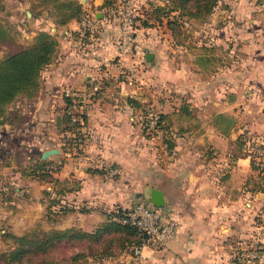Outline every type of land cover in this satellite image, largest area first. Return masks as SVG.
Instances as JSON below:
<instances>
[{
    "label": "crops",
    "instance_id": "0c3cea01",
    "mask_svg": "<svg viewBox=\"0 0 264 264\" xmlns=\"http://www.w3.org/2000/svg\"><path fill=\"white\" fill-rule=\"evenodd\" d=\"M77 1L85 13L61 22L52 2L0 0V58L33 44L42 31L57 39L32 96L38 101L37 126L53 116L57 121L60 112L53 111L65 109L66 85L84 88L94 78L103 80L99 96L89 103L81 141L35 154L41 158L45 149L60 148L51 161L62 163L55 174L67 191L58 199L63 196L69 209L53 206L54 226L93 231L114 207L130 208L147 199V186L158 187L166 199L163 212L176 222L175 236L160 246L147 245L141 256L125 250L91 264H237L240 248L264 239V172L239 144L254 135L264 140V0H220L207 21L186 23L189 38L179 42L166 18L137 24L131 53L118 48L121 30L107 14L106 0ZM152 2L164 3L139 0L142 17ZM85 16L95 22L86 31ZM111 62L137 64L136 83L119 76ZM17 99L7 112L15 109L21 119ZM147 102L159 108L167 130L153 135L144 128ZM11 120L0 119L2 149ZM9 157V151H0L6 187L15 185L20 192L29 187L42 203L48 185L24 175L26 164Z\"/></svg>",
    "mask_w": 264,
    "mask_h": 264
},
{
    "label": "trees",
    "instance_id": "16d2710c",
    "mask_svg": "<svg viewBox=\"0 0 264 264\" xmlns=\"http://www.w3.org/2000/svg\"><path fill=\"white\" fill-rule=\"evenodd\" d=\"M52 2L56 7L58 20L67 22L72 18H79L85 10L77 0H43ZM118 0H106L104 6L112 7ZM164 3H151L146 9V17H140L138 24L149 26L154 24L151 20L162 21L167 19L169 30L176 41H181L189 34L186 31V23L189 20L207 21L218 6L220 0H163ZM57 51V39L51 33L42 31L38 39L28 46L7 54L0 59V119L7 116L8 105L15 101L19 95H32L40 86L41 74L45 66L51 62ZM65 97V96H64ZM66 105L69 98L65 97ZM87 120V115H85ZM68 121L69 118L67 117ZM165 117L160 112L158 126L167 130L164 125ZM86 125V124H85ZM77 123L69 122L65 129L73 134L66 135L65 146L75 145L74 139L79 142L84 130L80 131ZM144 128L147 129V121L144 120ZM150 134H155L148 131ZM246 138V137H245ZM240 138L239 144L245 142ZM169 147L173 146L172 141ZM79 146V143L76 146ZM35 162L22 169L26 176L36 178L44 183L51 182V189L44 190V195L51 202L50 206L62 204L61 210L66 212L67 207L63 202V196L59 194L67 191L66 186L56 176L60 162L44 160L40 157H31ZM255 167L256 164L253 162ZM129 207L116 206L111 210L109 219L93 231L85 230L81 226H69L65 228L52 227L50 229L32 228L23 234L5 232L2 234L7 247H0V264H91V261L102 260L105 257L118 256L122 251L134 254L135 246L143 239L141 229L125 221L128 218ZM120 234L118 244L113 247V239L110 236Z\"/></svg>",
    "mask_w": 264,
    "mask_h": 264
},
{
    "label": "built area",
    "instance_id": "2783aa9c",
    "mask_svg": "<svg viewBox=\"0 0 264 264\" xmlns=\"http://www.w3.org/2000/svg\"><path fill=\"white\" fill-rule=\"evenodd\" d=\"M142 7L139 0H121L116 5L108 7L107 14L118 20L121 34L118 40V48L122 53H131L135 47V30L142 17ZM95 25L94 19L88 16L84 18V28L86 31L89 27ZM118 66V74L128 83H136L138 80L137 64H117L110 63V67ZM103 80L94 78L84 88H76L72 85H66L63 89L65 97L69 98V103L65 108V115L69 122L80 125L78 130L83 131L89 103L97 98L102 90ZM160 113L155 109L152 103L147 102L146 114L144 120L147 121L148 131L159 133L158 126ZM244 151L251 158L257 168L264 172V140L258 136H248L245 138ZM138 226L144 237L141 242L135 246L134 254L143 255V249L147 245H162L167 240L173 238L177 232L176 222L173 218L166 217L162 207L148 203L146 200L138 201L134 206L129 208L128 218ZM264 228V224H263ZM237 264H264V239L260 238L255 244L240 248L236 252Z\"/></svg>",
    "mask_w": 264,
    "mask_h": 264
},
{
    "label": "rangeland",
    "instance_id": "374dc122",
    "mask_svg": "<svg viewBox=\"0 0 264 264\" xmlns=\"http://www.w3.org/2000/svg\"><path fill=\"white\" fill-rule=\"evenodd\" d=\"M185 38L188 39L189 36ZM24 95L26 97L21 96L17 99V101H20L21 103L20 107H22H19L18 111L19 118L21 119H18V114L14 116L16 114L15 109H12L11 112H6L7 116L5 117L7 119L13 118L14 121L11 120L13 122L12 126L21 125L18 126L21 128H17L18 130L12 131L11 128L13 127L8 126L9 128L7 140L3 143L4 149L0 147L1 153L3 151H9L12 154L13 157H9L8 161H14L16 163L19 162L22 165L26 164V166L21 167L22 169H25L27 166L31 165V163L35 162L30 158L37 157L35 156V154H38V149H44L60 143H62L63 145L65 144L64 140L67 139L66 135L72 134L71 131L65 130L69 125V121L67 119V116L65 115V109L62 110L59 108L53 111L54 113L60 112L59 114H64L63 124L61 127H58L55 116H53L52 120L48 119L49 123L45 125L43 124L42 126H37L36 124L38 122V119L34 118L36 117V114L33 113L36 110L35 108L38 104V101L37 103H35L36 99H32V96L34 94ZM154 107L159 112V108L156 105ZM30 110L33 111L32 114ZM2 171L3 169L0 165V247L5 249L8 245L6 241L3 240V233L11 232L16 234H23L24 232L31 230L32 228L50 229L52 227H55L54 224H56V220H53L52 214L54 213V209L52 206H50L51 202L49 201L48 197H46L45 195H41L43 198L39 196L42 198V204L40 201H38V198H36L37 192H32V189H30L29 187H27L28 190H25L23 192L18 191L15 188V185L6 187L9 178L5 177L6 175L2 173ZM45 184H47L48 186L43 190L51 189V182H46ZM39 189L41 190V188ZM21 196H24L23 200L20 199L22 198ZM141 200H146L148 203H150V200L148 199L140 198L139 201ZM18 203H21L23 205H19ZM45 203H47V205ZM119 235L120 234H115L109 237V239H113V247L118 244ZM255 243L256 241L250 243L249 245Z\"/></svg>",
    "mask_w": 264,
    "mask_h": 264
},
{
    "label": "water",
    "instance_id": "95a60500",
    "mask_svg": "<svg viewBox=\"0 0 264 264\" xmlns=\"http://www.w3.org/2000/svg\"><path fill=\"white\" fill-rule=\"evenodd\" d=\"M152 56H153L152 52H148L146 55L148 60H151ZM62 119H63V114H58L57 117L58 127L62 126L63 124ZM59 152H60V148L58 147L48 148L42 152L41 158L44 160H51V157L56 156L57 153ZM145 197L158 207H163L166 204L164 191L158 187L147 186L145 189Z\"/></svg>",
    "mask_w": 264,
    "mask_h": 264
}]
</instances>
